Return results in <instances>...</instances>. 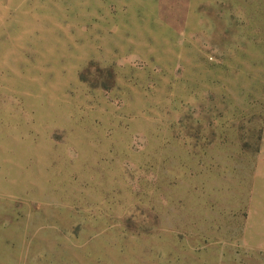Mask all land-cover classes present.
<instances>
[{
  "label": "rangeland",
  "instance_id": "374dc122",
  "mask_svg": "<svg viewBox=\"0 0 264 264\" xmlns=\"http://www.w3.org/2000/svg\"><path fill=\"white\" fill-rule=\"evenodd\" d=\"M0 264H264V0H0Z\"/></svg>",
  "mask_w": 264,
  "mask_h": 264
}]
</instances>
